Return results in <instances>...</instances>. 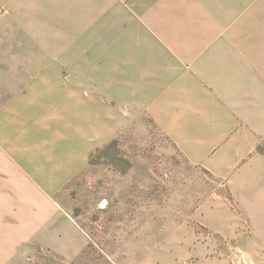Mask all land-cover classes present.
Wrapping results in <instances>:
<instances>
[{
    "label": "crops",
    "instance_id": "1",
    "mask_svg": "<svg viewBox=\"0 0 264 264\" xmlns=\"http://www.w3.org/2000/svg\"><path fill=\"white\" fill-rule=\"evenodd\" d=\"M5 18L36 45L47 29L74 49L83 39L84 56L96 57L82 66L32 65L40 70L19 83L31 92L21 91L23 105L40 91L66 95L85 127L96 119L100 149L125 133L128 119L136 131L153 124L219 191L215 204L200 207L229 213L230 229L243 224L235 237L247 249L236 246L234 264H264L256 249L264 251V0H0ZM60 110L49 106L32 127L17 112L0 118V264L11 247L43 243L38 233L54 218L55 192L95 150L77 168L42 157L50 141L36 131Z\"/></svg>",
    "mask_w": 264,
    "mask_h": 264
},
{
    "label": "rangeland",
    "instance_id": "2",
    "mask_svg": "<svg viewBox=\"0 0 264 264\" xmlns=\"http://www.w3.org/2000/svg\"><path fill=\"white\" fill-rule=\"evenodd\" d=\"M10 22L0 21V118L17 112L32 127L33 118L45 115L49 106L61 109L60 118H48L47 128L36 131L50 141L42 145V157L53 153L58 168H77L84 152L95 150L84 168L55 192L54 218L38 233L43 243L37 238L36 243L11 247L8 264H234L236 246L247 249L235 237L243 224L230 229L229 213L200 207L215 204L219 191L156 126L149 123L136 131L127 118L125 133L100 149L91 125L96 119L85 127L83 118L69 113L66 95L40 91L35 103H21L23 93L31 92L19 83L40 70L32 65L82 66L95 63L96 57L84 56L83 39L80 49H74L71 39L47 29L37 39L41 49ZM49 72L57 78L60 70L53 66ZM54 131L66 137H51ZM0 174H5L1 168ZM256 249L258 257L264 254L261 246Z\"/></svg>",
    "mask_w": 264,
    "mask_h": 264
}]
</instances>
